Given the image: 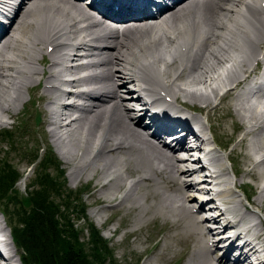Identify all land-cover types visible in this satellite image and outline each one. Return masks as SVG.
Listing matches in <instances>:
<instances>
[{
  "label": "bare ground",
  "instance_id": "6f19581e",
  "mask_svg": "<svg viewBox=\"0 0 264 264\" xmlns=\"http://www.w3.org/2000/svg\"><path fill=\"white\" fill-rule=\"evenodd\" d=\"M161 1L0 0V125L45 80L52 140L76 179L97 173L95 205L150 188L142 196L174 225L191 215L190 264H264V0ZM205 145L207 162L193 158ZM8 227L0 219V238ZM16 256L0 239V259Z\"/></svg>",
  "mask_w": 264,
  "mask_h": 264
},
{
  "label": "rangeland",
  "instance_id": "374dc122",
  "mask_svg": "<svg viewBox=\"0 0 264 264\" xmlns=\"http://www.w3.org/2000/svg\"><path fill=\"white\" fill-rule=\"evenodd\" d=\"M31 30L33 31V28ZM46 57L49 58L50 55ZM49 66L39 65L41 69H49ZM180 84L182 85L183 81ZM34 85L32 86L34 87ZM46 85L43 80L37 93L32 90L33 87L30 91L24 89L22 100L16 105V111L8 114L4 119L5 124L0 125V171L14 170L19 177L9 197L2 201L0 199V219L4 221L5 217L9 222V233H7L10 235L11 229L17 226L16 212L30 210L31 204L27 201L28 192L33 187H39L40 181L37 180V177L43 175V171H48L53 185L59 188V197H54L55 203L63 205V215L70 219L68 225H62V227L73 242L77 240L79 244H82V250L90 264H190L194 239L192 240V235L189 232L198 231H196L194 223L190 221L191 215H188V210H180L178 219H175L179 222L177 226L174 225L172 222L174 218L169 219L172 217L171 214L165 218L156 212V208H153L156 207L157 201L152 198L151 194H147L146 197L142 196L146 191L150 192V188L146 187L133 189L132 199L124 207L111 206L106 202L104 204L106 209L102 210V206L95 205L94 202L100 196L96 194V191H93L94 182L98 180L97 173H92L94 175L85 173L76 179V174H71L75 169V164L63 161L57 149L60 146L57 147L52 140L50 134L52 126L50 127L49 116H46L48 102L40 98V95L44 94ZM60 88L71 89L65 86ZM11 94L15 96L14 93ZM51 96L53 95L51 94ZM70 101H75V99L71 98ZM178 103L184 106L183 103ZM211 114V121L215 127H224L221 120L225 114L224 110L215 113L211 111ZM5 115L2 114V118ZM205 122H207L206 119ZM232 122L233 119H228L226 123L228 133L232 131ZM78 137L79 132L75 131V138ZM223 139L224 137L221 136L219 141H223ZM73 152L75 151L73 150ZM151 156L148 158L149 161H151ZM48 157H52L53 160ZM226 165L232 167L229 161L226 162ZM109 179L108 176L105 177L102 183ZM132 180L130 179L127 185ZM126 189L127 187L122 185L119 192H116L117 197L121 196L120 192L125 193ZM238 192L243 194L241 190ZM14 193L17 195L16 200L11 198L14 197ZM93 193L95 196L92 195ZM190 193L194 192L188 191L186 195ZM135 197L139 199V203L133 201ZM155 197L158 200L161 199L158 195ZM9 199L12 200L9 201ZM244 203L248 208L255 209L247 201ZM66 204L69 206V210ZM194 206H196L195 202ZM144 209L147 210V213L143 212ZM198 215L205 216V213ZM139 218H142L140 223H138ZM71 224L74 233L69 231ZM5 226L6 223H4ZM92 229L98 231V235L103 241V247H106V250L103 249L101 254L96 252L93 255ZM10 238L13 241L12 237ZM178 239L181 241L179 242ZM186 242H188V246H186ZM13 245L14 243L12 247L17 253L15 260L17 264H22L21 259L19 260L21 252L17 251Z\"/></svg>",
  "mask_w": 264,
  "mask_h": 264
},
{
  "label": "trees",
  "instance_id": "16d2710c",
  "mask_svg": "<svg viewBox=\"0 0 264 264\" xmlns=\"http://www.w3.org/2000/svg\"><path fill=\"white\" fill-rule=\"evenodd\" d=\"M49 158L53 160L52 157ZM43 173L37 177L40 181L39 187H33L28 192L27 201L31 204L30 210L16 212L17 226L11 229L13 240L21 252L22 263L90 264L82 250V244H79L77 240L73 242L63 229L62 225L67 226L70 219L63 215V205L55 203L54 197H59V188L53 185L48 171H43ZM18 179V173L16 174L14 170L0 171L1 201L9 197ZM13 196L11 198L16 200L17 195L14 193ZM67 209L69 210L68 205ZM72 228L71 224L69 231L74 233ZM92 239L93 255L96 252L101 254L103 249L106 250L95 229H92Z\"/></svg>",
  "mask_w": 264,
  "mask_h": 264
}]
</instances>
